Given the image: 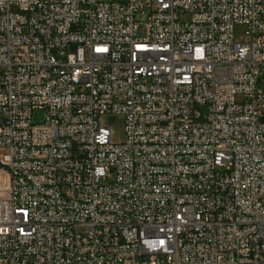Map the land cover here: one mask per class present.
<instances>
[{
  "label": "built area",
  "instance_id": "obj_1",
  "mask_svg": "<svg viewBox=\"0 0 264 264\" xmlns=\"http://www.w3.org/2000/svg\"><path fill=\"white\" fill-rule=\"evenodd\" d=\"M0 264H264V0H0Z\"/></svg>",
  "mask_w": 264,
  "mask_h": 264
},
{
  "label": "rangeland",
  "instance_id": "obj_2",
  "mask_svg": "<svg viewBox=\"0 0 264 264\" xmlns=\"http://www.w3.org/2000/svg\"><path fill=\"white\" fill-rule=\"evenodd\" d=\"M43 115H39L36 121H41ZM104 123L106 126L112 127L114 131V141L121 142L124 139V116L121 114H107L104 116Z\"/></svg>",
  "mask_w": 264,
  "mask_h": 264
}]
</instances>
